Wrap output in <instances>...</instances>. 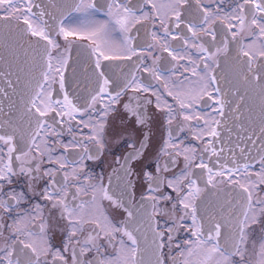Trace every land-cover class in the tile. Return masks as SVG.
<instances>
[{
	"label": "snow or ice",
	"instance_id": "6c2138e0",
	"mask_svg": "<svg viewBox=\"0 0 264 264\" xmlns=\"http://www.w3.org/2000/svg\"><path fill=\"white\" fill-rule=\"evenodd\" d=\"M0 117V264H264V0H0Z\"/></svg>",
	"mask_w": 264,
	"mask_h": 264
},
{
	"label": "flooded vegetation",
	"instance_id": "af4514ba",
	"mask_svg": "<svg viewBox=\"0 0 264 264\" xmlns=\"http://www.w3.org/2000/svg\"><path fill=\"white\" fill-rule=\"evenodd\" d=\"M133 2H134V0H133ZM0 119H3V117H0ZM117 123H119V122H117ZM154 131H155V136H154V140H153V150H156L161 145V131H162V129H160V130H154ZM234 132H235V129L233 130V133ZM221 135H222L221 143H223V145L226 148L228 146H230V145L233 146V147L235 146L236 139H235V135L234 134H230L227 130H223L222 133H221ZM66 139H67V137H66ZM115 151L119 155L121 152L124 151V149L123 148H120V147H117L115 149ZM109 165L115 166L113 164V160H112V157L111 156H109L107 158V161L105 162V164L103 165V167L97 166L95 170L98 171V172L99 171H105V172L110 171ZM57 242H59V241H57Z\"/></svg>",
	"mask_w": 264,
	"mask_h": 264
}]
</instances>
